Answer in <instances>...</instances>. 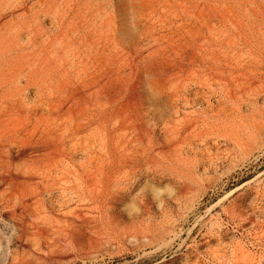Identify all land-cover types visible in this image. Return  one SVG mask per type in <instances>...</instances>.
<instances>
[{
  "label": "rangeland",
  "instance_id": "rangeland-1",
  "mask_svg": "<svg viewBox=\"0 0 264 264\" xmlns=\"http://www.w3.org/2000/svg\"><path fill=\"white\" fill-rule=\"evenodd\" d=\"M63 4L71 92L101 82L116 124L76 135L102 150L66 170L16 155L88 114L24 101L0 68V264H264V0Z\"/></svg>",
  "mask_w": 264,
  "mask_h": 264
},
{
  "label": "bare ground",
  "instance_id": "bare-ground-1",
  "mask_svg": "<svg viewBox=\"0 0 264 264\" xmlns=\"http://www.w3.org/2000/svg\"><path fill=\"white\" fill-rule=\"evenodd\" d=\"M64 1L58 3V0H0V68H9L11 74H22L25 81L22 88L18 87V80L12 81L18 91H22V99L25 101L28 96L26 91L31 90L40 101L39 106L42 109H57L58 113L82 111V114H88L84 119L77 121L67 117L54 118L51 123L56 124V121H59L67 127L60 134H31L29 131V136L23 126L14 128L13 135L24 133L29 136L11 140V147L15 149L16 155L28 152L27 149L41 151L60 166L58 170L74 166L75 160L72 162V158L75 156H92L101 151V139L96 132L101 126L108 128L107 121L110 128L109 121L112 125L116 124L111 118L107 121L102 118L100 105L103 102L102 97L107 95L104 94V85L101 82H90L87 79L79 87H74L81 90L80 96H77L74 90L71 92L72 86L68 77V5L63 4ZM45 23H49L51 27L46 28ZM109 36L112 41L114 35ZM79 98L84 99L85 103L77 109ZM93 99L95 102H92ZM18 123L24 125L29 123V120ZM93 129L96 130L95 137L88 145L72 140L77 139L76 135L81 131ZM22 172L24 177L29 178L27 172ZM246 195L251 197L250 192H246ZM257 208L264 210V205H258Z\"/></svg>",
  "mask_w": 264,
  "mask_h": 264
}]
</instances>
